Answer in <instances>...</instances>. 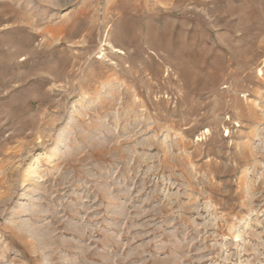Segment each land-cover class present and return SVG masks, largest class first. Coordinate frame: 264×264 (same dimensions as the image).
Returning a JSON list of instances; mask_svg holds the SVG:
<instances>
[{"label": "rangeland", "instance_id": "rangeland-1", "mask_svg": "<svg viewBox=\"0 0 264 264\" xmlns=\"http://www.w3.org/2000/svg\"><path fill=\"white\" fill-rule=\"evenodd\" d=\"M0 264H264V0H0Z\"/></svg>", "mask_w": 264, "mask_h": 264}]
</instances>
